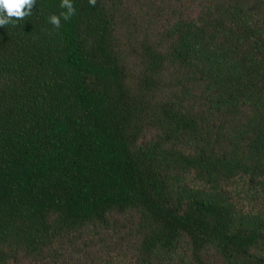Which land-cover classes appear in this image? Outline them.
<instances>
[{"label":"trees","instance_id":"16d2710c","mask_svg":"<svg viewBox=\"0 0 264 264\" xmlns=\"http://www.w3.org/2000/svg\"><path fill=\"white\" fill-rule=\"evenodd\" d=\"M60 4L0 27V264H264V0Z\"/></svg>","mask_w":264,"mask_h":264},{"label":"clouds","instance_id":"9594fccd","mask_svg":"<svg viewBox=\"0 0 264 264\" xmlns=\"http://www.w3.org/2000/svg\"><path fill=\"white\" fill-rule=\"evenodd\" d=\"M91 6H95L97 0H88ZM36 5V0H0V27L9 24L15 26V22L23 20L32 14V9ZM60 7L65 9L59 16L52 15L49 22L57 29L61 26V17L68 21L76 14L73 0H61Z\"/></svg>","mask_w":264,"mask_h":264},{"label":"rangeland","instance_id":"374dc122","mask_svg":"<svg viewBox=\"0 0 264 264\" xmlns=\"http://www.w3.org/2000/svg\"><path fill=\"white\" fill-rule=\"evenodd\" d=\"M118 254H119V253L117 252V256L115 255L113 259H111V258H106V257H104V258H105L106 260H112L113 262H111L110 264H112V263H113V264H121L120 262L115 261V259H118ZM104 264H108L107 261H106V263H104Z\"/></svg>","mask_w":264,"mask_h":264}]
</instances>
